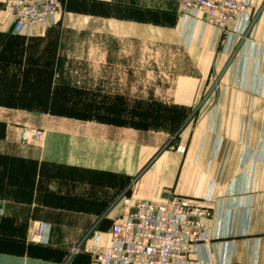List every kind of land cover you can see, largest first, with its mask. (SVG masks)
<instances>
[{"label":"crops","instance_id":"1","mask_svg":"<svg viewBox=\"0 0 264 264\" xmlns=\"http://www.w3.org/2000/svg\"><path fill=\"white\" fill-rule=\"evenodd\" d=\"M6 1L0 264H95L87 247L111 244L126 199L166 190L213 209L211 264H264V10L245 34L230 22L227 36L182 19L174 0H60L56 22L16 35ZM140 43L182 58L162 87L185 112L172 129L139 122L140 74L151 76ZM214 76L217 94L203 100ZM26 126L43 139L22 142Z\"/></svg>","mask_w":264,"mask_h":264},{"label":"built area","instance_id":"2","mask_svg":"<svg viewBox=\"0 0 264 264\" xmlns=\"http://www.w3.org/2000/svg\"><path fill=\"white\" fill-rule=\"evenodd\" d=\"M6 9L11 32L16 35L26 33L35 23L56 22L61 12L60 0H7ZM255 13L254 0H182L179 7L182 19H201L227 36L232 35V21L238 23L235 33L249 31ZM43 137L44 131L37 127L26 126L21 131L24 143L38 142ZM166 193L160 201L126 199L127 210L111 225V244L87 247L94 263L211 264L203 249L214 239L210 226L213 209L194 197L171 190Z\"/></svg>","mask_w":264,"mask_h":264},{"label":"rangeland","instance_id":"3","mask_svg":"<svg viewBox=\"0 0 264 264\" xmlns=\"http://www.w3.org/2000/svg\"><path fill=\"white\" fill-rule=\"evenodd\" d=\"M181 1L182 0H174L173 3L178 2V6L180 7ZM254 3L256 13L253 23L264 10V0H254ZM164 17L166 16L164 15ZM157 35L158 34L153 36V38L158 37ZM139 50V69L151 71V76L145 77L144 74H140V87H142L144 92H140L139 95V122L140 124L147 123L149 128L172 129L175 123H177L175 121L179 119V116H182V112H185L184 110L167 104L166 101L168 100L169 94H167L166 90L163 91L162 87H164L163 84L165 88L166 86L172 85L173 78L169 72L178 70V68L183 66L182 58L179 60L177 56L174 55L175 53L172 49L162 44L154 43L151 45L150 43H140ZM177 60H179V62ZM162 72L166 73L167 76H163ZM218 82V76H214L210 80L208 90L203 94V100H210L212 89H214L213 94L216 96ZM150 88L153 93H150ZM128 118L130 117L128 116Z\"/></svg>","mask_w":264,"mask_h":264}]
</instances>
